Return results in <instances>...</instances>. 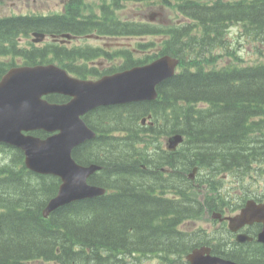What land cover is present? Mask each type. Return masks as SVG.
Wrapping results in <instances>:
<instances>
[{
	"label": "trees",
	"instance_id": "obj_1",
	"mask_svg": "<svg viewBox=\"0 0 264 264\" xmlns=\"http://www.w3.org/2000/svg\"><path fill=\"white\" fill-rule=\"evenodd\" d=\"M136 1L175 5L192 23L173 30L144 23L118 24L112 21L113 6L103 3L102 21L94 27L105 29L101 24L108 21L109 33L167 34L161 53L179 56V71L158 87L154 101L107 107L101 116L91 120L86 117L99 135L79 145L74 158L79 163L102 166L89 181L111 189L103 196L72 202L44 218L42 209L56 193L59 178L27 170L20 150H12L10 161L8 149L0 146V264H143L146 257L152 256L159 258L161 264H184L188 251L212 239L200 230L187 232L179 227L203 206L198 197L190 196L194 186L184 170L197 165L199 175L210 185H214L217 173L226 171L242 183L248 176L264 178V58L244 63L228 39L229 27L239 24L243 36L255 44V50H264V0ZM111 2L114 7L119 5L118 0ZM81 3L82 0H69L64 16L0 17V57L23 55L28 64L46 62L55 56L70 57L71 51L53 43L20 48L18 38L37 30L77 32L86 28L90 19L79 16ZM91 15L96 16L94 12ZM215 48L224 50L234 60L216 67L223 54H206ZM129 59L126 55L125 66ZM6 68L0 62V75ZM102 109L93 113H101ZM147 114L154 118L155 126L143 127L139 123ZM113 129L123 134L110 135ZM175 132L184 135L181 153H189L187 162L181 165L178 161L183 159L174 156L175 152L166 155L149 151L151 145H158L156 139L161 133ZM33 134L46 136L39 130ZM84 147L87 148L83 151ZM170 155L172 159L168 160ZM166 163L173 175L168 174L171 177L167 181L174 180L168 185L180 198L157 193V189L165 187L157 183L162 178L157 167ZM177 167L182 169L178 174ZM202 191L206 205L216 203L220 207L225 203L220 193L213 198L207 190L198 189L199 193ZM216 241L213 250L217 254L240 264H264L263 247V251H258L242 245L239 251H228L220 247L219 239Z\"/></svg>",
	"mask_w": 264,
	"mask_h": 264
},
{
	"label": "water",
	"instance_id": "obj_2",
	"mask_svg": "<svg viewBox=\"0 0 264 264\" xmlns=\"http://www.w3.org/2000/svg\"><path fill=\"white\" fill-rule=\"evenodd\" d=\"M176 63L177 59L164 55L97 81L72 78L53 64L12 67L1 77L0 142L23 150L29 169L61 179L58 192L48 201L44 215L71 201L104 193L103 188L87 183V178L100 167L78 165L71 157L74 147L95 136L80 116L100 105L154 99L155 86L173 75ZM54 92L71 99L58 104L42 98ZM36 129L56 133L44 139L23 133ZM179 141L181 136L174 135L170 147ZM254 220L263 222L258 239L264 242V203L246 201L241 212L229 218V228L235 231ZM209 252L206 246L192 249L186 256L188 264H238Z\"/></svg>",
	"mask_w": 264,
	"mask_h": 264
},
{
	"label": "rangeland",
	"instance_id": "obj_3",
	"mask_svg": "<svg viewBox=\"0 0 264 264\" xmlns=\"http://www.w3.org/2000/svg\"><path fill=\"white\" fill-rule=\"evenodd\" d=\"M99 0H86L87 3L97 4ZM62 6V0H42L33 2L31 0H0V15H7L16 12H29V11H41L47 12L48 10H59ZM158 12L159 15H155L153 21L163 25H169L175 23L181 17L173 10L158 8L152 5H149L145 2L134 3L128 2L125 3V6L117 11L119 17L122 19H136V20H149L150 14ZM228 39L231 42L233 48H236V52L242 56L244 63H254L258 60L264 58V50H255V44L251 41L250 38L243 36L241 33V26L239 24H234L229 27L228 31ZM161 37H139V36H110V38H96L92 36L91 38H85L82 42L92 44L94 46L97 45H106L108 50H124L125 48H133L139 42H145L149 39H154L155 42L160 41ZM74 44V41L70 42ZM158 47L156 44L151 46L149 49V53L157 50ZM158 51V50H157ZM214 54L222 53L223 56L219 57L216 62V66L219 67L227 62L233 61L234 58H229L226 54H224V50H213ZM141 53L134 55L135 58H138ZM4 62H22V59L19 57H7L3 59ZM102 62V61H101ZM104 63V62H102ZM120 60L115 59L111 62V65L119 64ZM110 65V64H109ZM166 137L161 136L159 140L162 144H164ZM247 178L244 181V185H242L241 181H237L231 175L226 177V181L223 183L222 191L231 193L237 192L240 194L246 190H252L257 188L260 184L264 183V178H259L257 181L254 179L250 180ZM235 182V183H234ZM236 183H238L236 185ZM237 186V189H236ZM242 187V188H241ZM246 190H244V189ZM194 197H197L195 193L191 194ZM237 199V196L234 197ZM187 224V229L193 230L198 228H203V230H207L208 232L219 231V224L210 219V216H206L202 214L201 216L190 219L183 224L185 226ZM186 227V226H185ZM143 264H158L157 259H146Z\"/></svg>",
	"mask_w": 264,
	"mask_h": 264
},
{
	"label": "bare ground",
	"instance_id": "obj_4",
	"mask_svg": "<svg viewBox=\"0 0 264 264\" xmlns=\"http://www.w3.org/2000/svg\"><path fill=\"white\" fill-rule=\"evenodd\" d=\"M101 124H103V123H101ZM114 124V123H113ZM105 125V124H104ZM160 125H162V119L160 120ZM101 126V125H100ZM151 126H155V121L153 120V123H152V125ZM165 126H166V124H165ZM168 127V126H167ZM107 128V127H106ZM124 128V127H123ZM100 129V128H99ZM110 131V130H109ZM176 133V132H175ZM163 133H161V136H166V135H162ZM171 134H173V133H171ZM167 135H169V134H167ZM161 136H159V137H161ZM159 137L156 139L157 141L159 140ZM184 146H182V147H179L178 148V150L180 151V153H176V154H174V156H178V158H181L182 157V159H183V161H178V164L179 165H181L182 163H184L185 164V162H187V160L188 159H186V158H188V156H189V153L188 152H184V153H181V149L183 148ZM188 154V155H187ZM187 155V156H186ZM175 158V157H174ZM172 159V156L170 155V156H168V160H171ZM167 160V161H168ZM174 160V159H173ZM182 162V163H181ZM177 163V162H176ZM177 164V166H179ZM187 164V163H186ZM169 164H164V165H159L158 167H157V172H160V173H162V178L157 182L158 184H160V185H164L165 187H164V190L166 191V192H170V191H172L171 190V188L169 187V185H168V182L169 183H173L172 181H174V180H172V179H170V180H172V181H167L168 180V178H170L171 176H169L168 174H171L172 175V169L168 166ZM193 165H195V164H193ZM101 166V165H100ZM102 167V166H101ZM141 167L142 168H146L147 166L145 165V164H142L141 165ZM187 167V166H186ZM183 168H185V166L183 167ZM150 169H152V167L150 168ZM188 168H186V170H187ZM182 169H180L179 167H177V171H176V173L177 172H179V171H181ZM190 170V169H189ZM178 174V173H177ZM182 175H183V173H182ZM185 175V174H184ZM217 175H231L232 176V174L231 173H229V172H219V173H217ZM173 176V175H172ZM186 176V175H185ZM181 177V176H180ZM155 177H153L152 178V180L154 179ZM166 179V182L164 181ZM180 179V178H179ZM183 179V178H182ZM188 179V178H187ZM183 181H184V179H183ZM186 182V181H185ZM211 182V181H210ZM176 183V182H175ZM179 183H181V182H179ZM177 184V183H176ZM103 189H104V193L103 194H100V195H97V196H92V197H84V198H81V199H78V200H74V201H71V202H69L68 204H70V203H72V202H76V201H79V200H83V199H89V198H95V197H100V196H103V195H105V193L110 189V188H108V187H106V186H104L103 187ZM56 194H54L53 195V197L55 196ZM46 205L47 204H45L44 205V207H43V209H42V216L44 217V218H46V217H48L52 212H50V214H47V215H44V209H45V207H46ZM65 205H67V204H65ZM188 232V231H187ZM248 247H253V248H257L258 249V246L253 242V241H251V242H249L248 244H247V247L246 248H248ZM195 247H193L192 249H194ZM192 249L190 250V251H188L187 253H189V252H191L192 251ZM186 253V254H187ZM185 254V255H186ZM174 258V257H173ZM172 258V259H173ZM185 260V259H184ZM184 264H188L187 262H186V260H185V262H184Z\"/></svg>",
	"mask_w": 264,
	"mask_h": 264
},
{
	"label": "flooded vegetation",
	"instance_id": "obj_5",
	"mask_svg": "<svg viewBox=\"0 0 264 264\" xmlns=\"http://www.w3.org/2000/svg\"><path fill=\"white\" fill-rule=\"evenodd\" d=\"M104 108H107V107H103L102 112L101 113H98L99 116L103 115L105 112L108 111V109H104ZM87 145H89V144H87ZM86 148L87 147H84L82 150L84 151ZM165 153H166V155H168V151L167 150H165ZM153 171H155V169H153ZM259 228L261 229V227H260L259 224L253 223V224H250V225L246 226L244 228V231L246 233L252 235L253 237H255V236H257V234H258V232L260 230Z\"/></svg>",
	"mask_w": 264,
	"mask_h": 264
}]
</instances>
